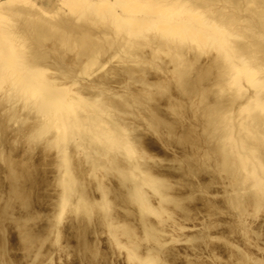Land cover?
I'll list each match as a JSON object with an SVG mask.
<instances>
[{
    "label": "bare ground",
    "instance_id": "obj_1",
    "mask_svg": "<svg viewBox=\"0 0 264 264\" xmlns=\"http://www.w3.org/2000/svg\"><path fill=\"white\" fill-rule=\"evenodd\" d=\"M0 264H264V0H0Z\"/></svg>",
    "mask_w": 264,
    "mask_h": 264
},
{
    "label": "rangeland",
    "instance_id": "obj_2",
    "mask_svg": "<svg viewBox=\"0 0 264 264\" xmlns=\"http://www.w3.org/2000/svg\"><path fill=\"white\" fill-rule=\"evenodd\" d=\"M189 227H191V225L187 224Z\"/></svg>",
    "mask_w": 264,
    "mask_h": 264
}]
</instances>
